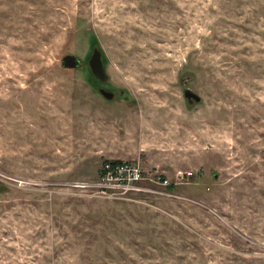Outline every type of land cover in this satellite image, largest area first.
<instances>
[{
  "label": "rangeland",
  "instance_id": "rangeland-1",
  "mask_svg": "<svg viewBox=\"0 0 264 264\" xmlns=\"http://www.w3.org/2000/svg\"><path fill=\"white\" fill-rule=\"evenodd\" d=\"M0 264H264V0H0Z\"/></svg>",
  "mask_w": 264,
  "mask_h": 264
},
{
  "label": "built area",
  "instance_id": "built-area-1",
  "mask_svg": "<svg viewBox=\"0 0 264 264\" xmlns=\"http://www.w3.org/2000/svg\"><path fill=\"white\" fill-rule=\"evenodd\" d=\"M101 176L104 185L121 191L140 190L138 182L145 180L138 164L129 162H108L104 163L101 169Z\"/></svg>",
  "mask_w": 264,
  "mask_h": 264
},
{
  "label": "water",
  "instance_id": "water-1",
  "mask_svg": "<svg viewBox=\"0 0 264 264\" xmlns=\"http://www.w3.org/2000/svg\"><path fill=\"white\" fill-rule=\"evenodd\" d=\"M89 68L92 74L97 77L101 82H105L107 79L106 72L104 69L103 62L101 60V51L94 47L90 58L88 59ZM60 64L65 68H77L80 66L81 60L78 56H75L73 54H65L62 56ZM98 91H100L101 95L106 99H112L114 97V92L109 89L105 88H99ZM185 97L187 100L194 99L195 101H199L200 97L198 94H196L194 91L185 90L184 92Z\"/></svg>",
  "mask_w": 264,
  "mask_h": 264
},
{
  "label": "trees",
  "instance_id": "trees-1",
  "mask_svg": "<svg viewBox=\"0 0 264 264\" xmlns=\"http://www.w3.org/2000/svg\"><path fill=\"white\" fill-rule=\"evenodd\" d=\"M110 162H113V163H115V162H119V161H110Z\"/></svg>",
  "mask_w": 264,
  "mask_h": 264
}]
</instances>
